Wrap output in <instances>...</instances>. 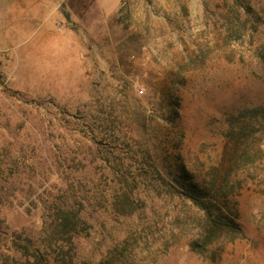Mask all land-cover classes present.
<instances>
[{"label":"rangeland","instance_id":"rangeland-1","mask_svg":"<svg viewBox=\"0 0 264 264\" xmlns=\"http://www.w3.org/2000/svg\"><path fill=\"white\" fill-rule=\"evenodd\" d=\"M59 11L38 40L0 39V264L22 262L24 233L64 197L90 264H264V0ZM182 167L239 229L202 254Z\"/></svg>","mask_w":264,"mask_h":264},{"label":"trees","instance_id":"trees-1","mask_svg":"<svg viewBox=\"0 0 264 264\" xmlns=\"http://www.w3.org/2000/svg\"><path fill=\"white\" fill-rule=\"evenodd\" d=\"M181 170L179 179L180 182L182 181L184 192L206 214V225H208L206 234L190 243L193 251L202 254L216 239V233L220 229H223L225 233L233 231L237 233L239 229L233 220L223 218L213 209V203L208 200L212 188L202 187L189 176L184 167ZM72 199L76 200V198ZM86 220L83 212L75 208L69 198H54L49 203L48 212L38 231V236L24 233L20 264H90L77 254L78 240L90 233ZM93 264H103V260L100 259Z\"/></svg>","mask_w":264,"mask_h":264},{"label":"crops","instance_id":"crops-1","mask_svg":"<svg viewBox=\"0 0 264 264\" xmlns=\"http://www.w3.org/2000/svg\"><path fill=\"white\" fill-rule=\"evenodd\" d=\"M65 1L15 0L12 3L0 1V39L5 38L4 34L13 36L16 33L24 37L34 36L35 40L40 39L44 29L64 21L59 6ZM93 2L101 14L108 17L116 14L121 0H93ZM36 48H40V44L37 43Z\"/></svg>","mask_w":264,"mask_h":264}]
</instances>
